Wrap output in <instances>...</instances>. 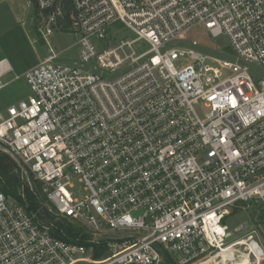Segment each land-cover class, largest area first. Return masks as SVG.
Wrapping results in <instances>:
<instances>
[{
	"label": "built area",
	"instance_id": "obj_1",
	"mask_svg": "<svg viewBox=\"0 0 264 264\" xmlns=\"http://www.w3.org/2000/svg\"><path fill=\"white\" fill-rule=\"evenodd\" d=\"M33 1L43 57L20 74L0 60V89L8 73L29 89L0 112V151L26 170L17 197L0 190V264H232L260 247L224 220L264 202V0ZM196 26L233 59L198 49ZM33 180L80 240L29 210Z\"/></svg>",
	"mask_w": 264,
	"mask_h": 264
},
{
	"label": "rangeland",
	"instance_id": "obj_2",
	"mask_svg": "<svg viewBox=\"0 0 264 264\" xmlns=\"http://www.w3.org/2000/svg\"><path fill=\"white\" fill-rule=\"evenodd\" d=\"M36 22V7L33 0H0V58L14 53L15 47H5L4 45L5 41H9L5 38V34L10 30H14L18 38L17 44L19 42L20 48L29 55L30 62L34 61L28 67L35 65L39 58L43 57L44 47L47 49L46 45L39 41L36 32ZM122 34L126 37L132 36V33L127 28L124 29ZM23 35L27 36V42L23 40ZM188 36L190 39H196L199 42L197 48L203 52L219 58L233 59L228 48V38L225 35L212 37L202 27L196 26L191 29ZM50 40L52 41V46L57 51L62 52L64 59L75 58L77 56V49L73 46L74 37L67 31L59 28L54 29ZM144 48L145 46L141 45V49ZM9 63L11 64L10 61ZM12 78V73L7 74L4 77V81H9V83L0 89L1 113L4 112L8 105L26 97L29 93L28 86L23 79L12 80ZM196 110L202 114L203 109L201 107L196 106ZM22 171L23 173L26 172L24 167H22L20 173ZM27 176L31 179L29 174ZM224 223H226L228 229L232 232V240H245L252 234V231H255L254 238L261 244L264 250V202H251L248 205L236 206L226 216ZM167 258L173 264H177L174 258L167 253L163 259L165 262L163 264H167ZM252 264H257V262L254 260ZM259 264H264V262H260Z\"/></svg>",
	"mask_w": 264,
	"mask_h": 264
},
{
	"label": "trees",
	"instance_id": "obj_3",
	"mask_svg": "<svg viewBox=\"0 0 264 264\" xmlns=\"http://www.w3.org/2000/svg\"><path fill=\"white\" fill-rule=\"evenodd\" d=\"M68 25L64 23V28ZM37 32V31H36ZM38 34V32H37ZM14 30H10L5 34V38L9 41H5V47H15V51L12 55L9 54L8 59L11 62L15 73H20L33 62L29 60L28 54L20 48L19 42L17 44V35ZM39 41L42 43V39L39 34ZM23 40L27 42L26 37L23 35ZM4 48V47H3ZM22 185L20 167L10 156L0 151V190L6 195H12L17 197L18 188ZM34 190L30 191L28 187L24 186V192L26 196V202L29 210L36 215L37 220L44 223H52L50 232L52 235L66 240L81 239V230L78 227L72 226L64 220L56 218L54 213L48 210L45 197L40 194L39 184L33 180ZM167 264H173L170 259H166ZM165 263V262H164Z\"/></svg>",
	"mask_w": 264,
	"mask_h": 264
},
{
	"label": "bare ground",
	"instance_id": "obj_4",
	"mask_svg": "<svg viewBox=\"0 0 264 264\" xmlns=\"http://www.w3.org/2000/svg\"><path fill=\"white\" fill-rule=\"evenodd\" d=\"M249 248H250V254L247 255L246 253L243 254L241 256V258L239 260H237L235 263L232 264H249L250 263V255H252L253 260H255L257 262V264H259L260 262H264V258L262 256V252H261V246L260 247H256V245L254 244V242L249 244Z\"/></svg>",
	"mask_w": 264,
	"mask_h": 264
},
{
	"label": "crops",
	"instance_id": "obj_5",
	"mask_svg": "<svg viewBox=\"0 0 264 264\" xmlns=\"http://www.w3.org/2000/svg\"><path fill=\"white\" fill-rule=\"evenodd\" d=\"M26 37H27V36H26ZM1 59H7V60H8L7 56H2V57L0 58V60H1ZM8 62H9V60H8ZM10 65H11V64H10ZM11 67H12V65H11ZM12 68H13V67H12ZM27 68H28V67H27ZM27 68H26V69H27ZM24 70H25V69H24ZM24 70H23V71H24ZM23 71H21V72H23ZM13 72H14V70H13ZM14 73H15V72H14ZM8 74H9V73H8ZM7 85H8V84H7Z\"/></svg>",
	"mask_w": 264,
	"mask_h": 264
}]
</instances>
